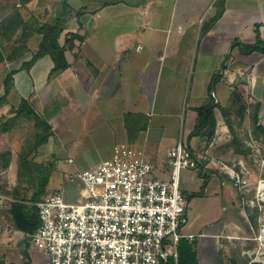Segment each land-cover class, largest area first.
Returning a JSON list of instances; mask_svg holds the SVG:
<instances>
[{
	"label": "crops",
	"instance_id": "1",
	"mask_svg": "<svg viewBox=\"0 0 264 264\" xmlns=\"http://www.w3.org/2000/svg\"><path fill=\"white\" fill-rule=\"evenodd\" d=\"M54 1L55 21L61 19L59 43L69 67L51 75L54 62L49 55L29 70L22 64L0 96V123L34 93L30 102L54 137L61 128L65 131L59 142L76 157L69 163L88 164L75 166L81 170L111 158L120 145L143 150L148 160L166 170L168 151L179 139H187L193 148L205 139L190 134L198 124L197 109L212 98L218 104L219 133L234 131L224 110L231 113L237 106L247 110L244 119L252 130L257 108V124L264 131V43L262 49H247L257 44L258 33L264 40V0L216 1L212 7V0ZM167 4L170 13L162 21ZM160 90L163 109L157 110ZM173 103L181 107L180 113L167 111ZM179 115L180 126L170 119ZM163 140L165 147L160 146ZM197 153L199 170H184L181 188L183 195L200 191L204 179L199 172L210 176L204 195L188 203L184 228L194 235L188 241L196 245L198 264H264V258L251 262L246 253L258 247L254 238L261 212L248 203L253 191L242 194L233 185L223 168L231 165L205 161L206 155ZM234 158L232 165L241 161L247 166L254 185L256 169L242 155ZM22 233L13 225H0V262L49 264L47 254L28 238L29 243L16 238Z\"/></svg>",
	"mask_w": 264,
	"mask_h": 264
},
{
	"label": "built area",
	"instance_id": "2",
	"mask_svg": "<svg viewBox=\"0 0 264 264\" xmlns=\"http://www.w3.org/2000/svg\"><path fill=\"white\" fill-rule=\"evenodd\" d=\"M239 165L223 168L242 194L253 191L248 203L261 212L258 247L246 252L255 262L264 258V179L253 185L247 166ZM186 169L199 166L183 139L168 151L164 171L142 150L120 145L111 158L71 176L84 183L83 201L68 202L56 191L35 202L40 226L26 238L47 254L49 264H179L180 241L194 239L184 232ZM6 200L16 201L0 194V204Z\"/></svg>",
	"mask_w": 264,
	"mask_h": 264
},
{
	"label": "rangeland",
	"instance_id": "3",
	"mask_svg": "<svg viewBox=\"0 0 264 264\" xmlns=\"http://www.w3.org/2000/svg\"><path fill=\"white\" fill-rule=\"evenodd\" d=\"M209 1L207 0L206 4ZM216 1L220 2V0H212L209 5L211 4L212 7ZM55 7L54 0H0V49L4 58L0 62V96L8 90L7 87L5 88L6 80L9 78L14 80L12 73L20 70L22 64L30 60L32 48H37L39 37L35 35L34 30L43 22L55 21V12L52 11ZM165 7L160 17L162 21L166 20L170 13L167 11L168 4ZM58 19L60 20V18ZM30 52L31 54H29ZM216 88L218 89V87ZM185 94L186 92L182 93V99ZM161 96H163L162 90L156 98L157 110L163 109L160 103ZM224 96L225 98L220 97L222 103L226 102L225 93ZM214 100L216 99L212 98L210 101L214 102ZM175 101L178 102L177 99ZM241 107L230 108L234 124L232 133L225 131L219 133L217 128L209 142L203 139L199 141L196 148L190 146V149L195 156L198 151L206 155L205 161H222L229 165L237 162L234 154H238L239 150L242 156L251 163L250 165L256 169L259 179H264V167H262L264 166L262 163L264 160V135L258 133L256 136L253 133L252 124L245 121L246 112H242ZM180 110L181 107L174 103L170 108H167V111L175 114L180 113ZM180 116L170 119L171 121L176 119L180 126L182 122ZM240 117L243 118L240 119ZM41 119L42 116L35 111L34 115L24 114L12 123L9 122L5 128H3L4 123H0V194L22 202L24 197L30 198L35 193L40 192L45 196L52 192L63 191L64 198L68 202H81L85 192L84 183L76 176L71 179V176L88 167V164L79 165L78 161L69 163V159H76V157L59 142V139L61 140L59 135L64 134L65 131L61 128V132L57 131L58 138L54 137L56 135L54 131L52 129L46 131ZM46 133L49 134L47 144L38 147L40 139ZM166 144L163 140L160 146L165 147ZM85 156L90 157V155ZM75 166H81V169L75 168ZM44 182L46 187H43ZM201 191L202 189L193 193L186 192L184 197L187 207L191 200L204 195V190L198 194ZM17 192L18 196L14 198L12 193L16 194ZM41 194L39 195L41 196ZM12 203V201L6 200L0 204V225L3 227L12 225L10 221ZM24 203L35 206V202L25 201ZM252 213V215L256 214ZM22 234L16 238L29 243L25 236L26 233ZM247 261L249 262L248 258Z\"/></svg>",
	"mask_w": 264,
	"mask_h": 264
},
{
	"label": "trees",
	"instance_id": "4",
	"mask_svg": "<svg viewBox=\"0 0 264 264\" xmlns=\"http://www.w3.org/2000/svg\"><path fill=\"white\" fill-rule=\"evenodd\" d=\"M224 1L225 0H220V3L223 5ZM60 21L61 19L60 20L58 19L53 22H43L39 24L40 26H37V28L34 30L36 33L35 35L39 37V42L38 45L36 46L37 48H32L33 49L32 57L28 62L23 63V67H25L28 70L31 69V67L36 63L38 59L46 55H49L54 62V69L52 70L51 75H53L57 71L65 70L69 67V64L65 56L66 49L64 46H61V44L59 43V38L62 33ZM263 43L264 40L261 38L260 33H258L257 44L252 46L249 45L247 46V49L248 51L262 49L260 45ZM1 51L2 50L0 49V62L4 59L3 53ZM262 51H264V49ZM12 81L13 79L11 78H9V80H6L5 85L7 88H9V85L11 84ZM33 96L34 93L31 95L30 99H23L21 101V104L15 110V115L4 123L3 128H5V126H7L9 122L12 123L18 117L24 114H28V115L35 114V109L33 108V105L30 102ZM217 105H218L217 103L211 102L210 104L197 109L198 124L196 126V129L190 134V137L202 136L208 142L211 140L210 138H213L214 133L216 132L217 129V120L215 116V108L217 107ZM224 117L227 121L228 126L233 130L231 113L224 110ZM252 118L254 125L253 133L256 136H258L257 135L258 133L259 134L262 133L264 135V131L257 124L258 122L257 108H255ZM41 120L44 124V127L46 128V131L52 129L47 121H45L43 118ZM48 138H49V134L46 133L44 137L40 139L38 147L45 144ZM237 153L239 155H242V153L239 150L237 151ZM199 175L204 179L202 191L198 193L201 194L203 190H205V187L209 181L210 176L208 173H202V172H199ZM43 187H46L45 182L43 184ZM15 192L16 190L14 191V193ZM14 193H12V196L15 198V196H18V192L16 194ZM54 193L55 192H52L45 196L42 195L40 192L35 193L30 198L24 197V199H22V202H19L18 199H16L17 202L14 201L10 206L11 207L10 221L12 225L17 230H20L26 234L35 232L40 226L38 210L36 206H30L28 203H24V202L25 201L38 202L48 196L53 195ZM39 194H41V196ZM0 264H7V263L1 261ZM179 264H198L196 245L193 242H189L188 239L185 238L182 239L179 244Z\"/></svg>",
	"mask_w": 264,
	"mask_h": 264
}]
</instances>
